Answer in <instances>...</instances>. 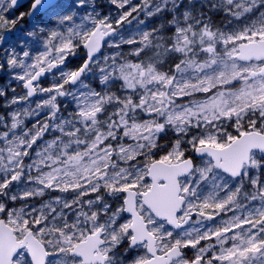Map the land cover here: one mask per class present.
<instances>
[{
    "label": "snow or ice",
    "instance_id": "obj_1",
    "mask_svg": "<svg viewBox=\"0 0 264 264\" xmlns=\"http://www.w3.org/2000/svg\"><path fill=\"white\" fill-rule=\"evenodd\" d=\"M0 264H264V0H0Z\"/></svg>",
    "mask_w": 264,
    "mask_h": 264
},
{
    "label": "rangeland",
    "instance_id": "obj_2",
    "mask_svg": "<svg viewBox=\"0 0 264 264\" xmlns=\"http://www.w3.org/2000/svg\"><path fill=\"white\" fill-rule=\"evenodd\" d=\"M18 91H19V90H18ZM51 195H52V196H55V195H57V193H52Z\"/></svg>",
    "mask_w": 264,
    "mask_h": 264
},
{
    "label": "trees",
    "instance_id": "obj_3",
    "mask_svg": "<svg viewBox=\"0 0 264 264\" xmlns=\"http://www.w3.org/2000/svg\"><path fill=\"white\" fill-rule=\"evenodd\" d=\"M24 9L20 10V11H23Z\"/></svg>",
    "mask_w": 264,
    "mask_h": 264
},
{
    "label": "water",
    "instance_id": "obj_4",
    "mask_svg": "<svg viewBox=\"0 0 264 264\" xmlns=\"http://www.w3.org/2000/svg\"><path fill=\"white\" fill-rule=\"evenodd\" d=\"M21 10V9H20Z\"/></svg>",
    "mask_w": 264,
    "mask_h": 264
}]
</instances>
